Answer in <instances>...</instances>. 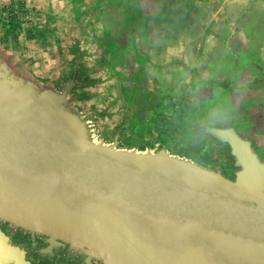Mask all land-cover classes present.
Listing matches in <instances>:
<instances>
[{
	"label": "water",
	"instance_id": "95a60500",
	"mask_svg": "<svg viewBox=\"0 0 264 264\" xmlns=\"http://www.w3.org/2000/svg\"><path fill=\"white\" fill-rule=\"evenodd\" d=\"M72 64L51 83L0 45V264H264V157L242 121L190 123L228 174L161 142L119 148L121 127L99 139L102 113L77 107L90 82Z\"/></svg>",
	"mask_w": 264,
	"mask_h": 264
},
{
	"label": "crops",
	"instance_id": "0c3cea01",
	"mask_svg": "<svg viewBox=\"0 0 264 264\" xmlns=\"http://www.w3.org/2000/svg\"><path fill=\"white\" fill-rule=\"evenodd\" d=\"M0 45L55 84L79 57L77 107L126 137L214 167L190 123L238 119L264 157V91L247 88L264 75V0H0Z\"/></svg>",
	"mask_w": 264,
	"mask_h": 264
},
{
	"label": "rangeland",
	"instance_id": "374dc122",
	"mask_svg": "<svg viewBox=\"0 0 264 264\" xmlns=\"http://www.w3.org/2000/svg\"><path fill=\"white\" fill-rule=\"evenodd\" d=\"M93 124L95 127V134L98 136V138L101 139V138L105 137L107 142L111 143L112 142V135H113V133H115L117 127L113 123H111L110 121L106 120L103 117H101V120H100V118H97L93 122ZM172 135H174V134H172ZM156 143L154 140L148 139V137H142V136L138 137L137 135L130 134L129 136H127L125 141H121L119 143L118 147L122 148V149H132L134 147H137L138 150L143 151V150H145L146 146L154 147V145ZM168 150L172 154L179 152V150H177V148L174 144L170 145ZM200 160L202 163L219 164L220 166H222L224 168L225 172L228 174L227 162L223 159V154L221 152H218V154L212 153V152H207V154H204V159H200ZM58 264H67V263L59 262Z\"/></svg>",
	"mask_w": 264,
	"mask_h": 264
},
{
	"label": "flooded vegetation",
	"instance_id": "af4514ba",
	"mask_svg": "<svg viewBox=\"0 0 264 264\" xmlns=\"http://www.w3.org/2000/svg\"><path fill=\"white\" fill-rule=\"evenodd\" d=\"M191 128V127H190ZM191 136V135H190ZM191 138L192 139H195V140H197L198 138H193L192 136H191ZM15 239L16 240H19V241H21V242H25V243H27V244H29V245H32V244H38V242L37 241H28V240H26V239H22V238H20V237H15ZM39 264H53L52 262H48V261H46V262H40Z\"/></svg>",
	"mask_w": 264,
	"mask_h": 264
}]
</instances>
